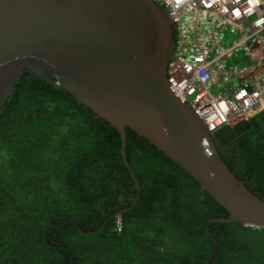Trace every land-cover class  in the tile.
Wrapping results in <instances>:
<instances>
[{"label":"trees","instance_id":"16d2710c","mask_svg":"<svg viewBox=\"0 0 264 264\" xmlns=\"http://www.w3.org/2000/svg\"><path fill=\"white\" fill-rule=\"evenodd\" d=\"M211 137L264 198V108ZM125 151L140 185L132 207L136 187L117 129L24 71L0 111V264H206L213 239L205 224L225 208L128 127ZM123 208L118 230L111 214ZM209 230L218 241L210 264H264L263 227L211 221Z\"/></svg>","mask_w":264,"mask_h":264},{"label":"water","instance_id":"95a60500","mask_svg":"<svg viewBox=\"0 0 264 264\" xmlns=\"http://www.w3.org/2000/svg\"><path fill=\"white\" fill-rule=\"evenodd\" d=\"M175 43L166 9L153 0H0V111L24 71L69 92L117 129L136 187L132 205L140 185L126 158V127L145 137L227 211L205 224L213 239L210 264L218 241L209 223L264 228V198L234 175L211 132L171 88Z\"/></svg>","mask_w":264,"mask_h":264},{"label":"built area","instance_id":"2783aa9c","mask_svg":"<svg viewBox=\"0 0 264 264\" xmlns=\"http://www.w3.org/2000/svg\"><path fill=\"white\" fill-rule=\"evenodd\" d=\"M153 1L166 9L176 34L168 82L209 132L264 108V0ZM216 23L242 35L212 55L205 41L215 36ZM240 48L244 57L232 59ZM245 76L250 80L240 83Z\"/></svg>","mask_w":264,"mask_h":264},{"label":"rangeland","instance_id":"374dc122","mask_svg":"<svg viewBox=\"0 0 264 264\" xmlns=\"http://www.w3.org/2000/svg\"><path fill=\"white\" fill-rule=\"evenodd\" d=\"M214 28H216V34L213 38L206 39L205 43L207 47H209L210 53L214 55L216 53L217 48H227L232 45L235 41H237L242 32L238 29H233L231 25L226 24H214ZM244 57V53L242 49L234 50V54L232 55V59L240 60V58Z\"/></svg>","mask_w":264,"mask_h":264},{"label":"flooded vegetation","instance_id":"af4514ba","mask_svg":"<svg viewBox=\"0 0 264 264\" xmlns=\"http://www.w3.org/2000/svg\"><path fill=\"white\" fill-rule=\"evenodd\" d=\"M175 38H176V34H175ZM129 207H132V204L129 206ZM114 213V212H113ZM111 216H112V214H111ZM109 219V217H106L105 219ZM108 219L106 220V221H108ZM104 221V220H103ZM105 224V223H104ZM103 224V225H104ZM121 225V223H120V216H118V219L115 221V229H118V227Z\"/></svg>","mask_w":264,"mask_h":264},{"label":"crops","instance_id":"0c3cea01","mask_svg":"<svg viewBox=\"0 0 264 264\" xmlns=\"http://www.w3.org/2000/svg\"><path fill=\"white\" fill-rule=\"evenodd\" d=\"M238 75H240V74H238ZM236 75H234L233 77H232V79L235 77ZM248 80H250V76H245V77H239L238 78V81L240 82V83H244V82H246V81H248Z\"/></svg>","mask_w":264,"mask_h":264}]
</instances>
